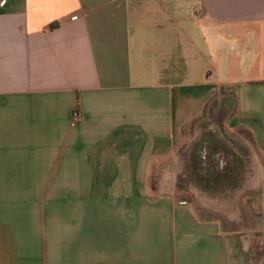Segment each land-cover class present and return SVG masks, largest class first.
Returning <instances> with one entry per match:
<instances>
[{
    "label": "crops",
    "instance_id": "1",
    "mask_svg": "<svg viewBox=\"0 0 264 264\" xmlns=\"http://www.w3.org/2000/svg\"><path fill=\"white\" fill-rule=\"evenodd\" d=\"M183 168L201 195L264 172V0L0 7V264H264V216L181 197Z\"/></svg>",
    "mask_w": 264,
    "mask_h": 264
},
{
    "label": "rangeland",
    "instance_id": "2",
    "mask_svg": "<svg viewBox=\"0 0 264 264\" xmlns=\"http://www.w3.org/2000/svg\"><path fill=\"white\" fill-rule=\"evenodd\" d=\"M221 93L222 95L220 96H224L222 97V100L225 102L226 100H228V105L225 109L221 108L219 109V111H217V119H220L219 123H218V127L219 130H217L219 137H223L225 136L226 138V132L227 130H225L224 128V122H227V118L228 116L231 114L232 111V105H233V101L228 97L225 96L228 94L226 88H222L221 89ZM218 93H215L213 98H212V103L214 102V98H216ZM209 116L212 115V110L211 108L209 109ZM214 116V115H212ZM205 115L202 117V119H205ZM209 119H213L209 118ZM206 124V121L203 120V122L200 124H196L195 125V129L198 132H201L202 130L204 131H211L212 129L208 126V128L204 127L202 128V126ZM232 145V144H230ZM195 146H192L191 149H194ZM230 149H232V146H229ZM181 148V147H178ZM198 146L195 148V150H198ZM181 153L184 156V160H188L190 157L187 156L190 154V150H186L184 148L180 149ZM179 151V152H180ZM199 156H197L198 159ZM213 160V164L212 166L210 165H203L202 169L206 170L207 168H210L211 170H208L205 173H200L201 175H203L204 177L208 176H215V174L213 173V170L215 169V171H218L217 174L219 173V171L222 172V168L220 166V164H222L221 161H219V163H215V158L211 157ZM183 166V165H182ZM219 166V167H218ZM258 169V168H257ZM247 171V170H246ZM181 172V171H180ZM249 171H247V173L244 172V170H242V174L243 176L241 177V186L238 189H224L223 183H221V186H218L217 188H215V191L206 193L204 190H201L199 188V190H201V192L203 193V195H201L200 193L197 192V190L195 188H193L189 183L194 181L191 177V173L189 171H184V168L182 169V173L178 176L179 177H185L186 180L183 179L182 183L177 184V191L179 193V195H181V197L184 198H188V197H192L196 200H199L200 203H202L203 205L205 204V207H209L207 209H209L210 211L216 213L217 215H219L220 217H233L235 216H239L241 213L239 210L244 211V213H250V218L251 219H256L254 216L259 217L258 215H261V218L264 216L262 208L260 206V204L258 203L262 198H263V192H264V172L261 171H254L252 172V179L250 181V185H246L244 184V176L246 174H248ZM223 173V172H222ZM250 174V173H249ZM188 177V178H187ZM232 178H230L228 180V184L229 186H232ZM188 180V181H187ZM166 181H168V179L166 178ZM252 183V184H251ZM263 183V184H262ZM244 184V185H243ZM216 185V184H215ZM228 191V192H227ZM213 195V196H212ZM229 196V197H228ZM228 198V200H227ZM203 199V200H201ZM203 201V202H202ZM240 202V204H237V202ZM207 205V206H206ZM248 217V218H249ZM249 221H254V220H249Z\"/></svg>",
    "mask_w": 264,
    "mask_h": 264
},
{
    "label": "flooded vegetation",
    "instance_id": "3",
    "mask_svg": "<svg viewBox=\"0 0 264 264\" xmlns=\"http://www.w3.org/2000/svg\"><path fill=\"white\" fill-rule=\"evenodd\" d=\"M204 154H205V151H204ZM208 154H210V153H208ZM192 158H194V157H192ZM220 173V176L222 175V173L221 172H219ZM215 174V173H214ZM243 173H242V171H237V172H235V174L234 175H231V181H232V185H234V184H238V179L240 178V177H242L243 175H242ZM249 174V173H248ZM207 177H209L208 175H207ZM245 180L246 179H244V182H245ZM250 179H249V177L247 178V183L249 184L250 183Z\"/></svg>",
    "mask_w": 264,
    "mask_h": 264
},
{
    "label": "bare ground",
    "instance_id": "4",
    "mask_svg": "<svg viewBox=\"0 0 264 264\" xmlns=\"http://www.w3.org/2000/svg\"><path fill=\"white\" fill-rule=\"evenodd\" d=\"M176 167L178 168V171H181V168H182V166L181 165H178V164H176ZM193 188H195L196 189V187H194V185H193V183H189ZM252 184V183H251ZM246 185H248V183L246 184ZM249 185H250V183H249ZM197 190V189H196Z\"/></svg>",
    "mask_w": 264,
    "mask_h": 264
},
{
    "label": "built area",
    "instance_id": "5",
    "mask_svg": "<svg viewBox=\"0 0 264 264\" xmlns=\"http://www.w3.org/2000/svg\"><path fill=\"white\" fill-rule=\"evenodd\" d=\"M7 0H0V7H2L5 3H6ZM75 116H78L77 113L74 114Z\"/></svg>",
    "mask_w": 264,
    "mask_h": 264
},
{
    "label": "trees",
    "instance_id": "6",
    "mask_svg": "<svg viewBox=\"0 0 264 264\" xmlns=\"http://www.w3.org/2000/svg\"><path fill=\"white\" fill-rule=\"evenodd\" d=\"M51 26H53V24Z\"/></svg>",
    "mask_w": 264,
    "mask_h": 264
}]
</instances>
